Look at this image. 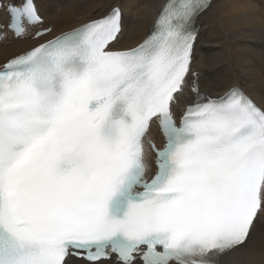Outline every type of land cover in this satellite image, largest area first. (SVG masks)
<instances>
[{"label": "snow or ice", "instance_id": "1", "mask_svg": "<svg viewBox=\"0 0 264 264\" xmlns=\"http://www.w3.org/2000/svg\"><path fill=\"white\" fill-rule=\"evenodd\" d=\"M210 3L165 0L124 50L113 7L0 65V264H218L247 243L264 215V106L199 91L194 25ZM7 11L17 37L42 23L36 0Z\"/></svg>", "mask_w": 264, "mask_h": 264}, {"label": "bare ground", "instance_id": "2", "mask_svg": "<svg viewBox=\"0 0 264 264\" xmlns=\"http://www.w3.org/2000/svg\"><path fill=\"white\" fill-rule=\"evenodd\" d=\"M163 3L165 0H36L45 17L42 26L54 25L53 31L36 42L2 43L0 58L4 61L20 54L107 14L113 7L121 9L122 20L116 48L135 47L150 33ZM0 28L7 34L4 23ZM197 28L199 33L194 43L191 71L199 74V91L219 97L232 87H240L264 106V0H213L201 13ZM9 41L5 39V42ZM192 80L189 73L188 85L174 105L176 111L192 101ZM150 136L156 137L154 130ZM69 264L88 263L69 258ZM103 264L109 263L104 261ZM221 264H264V215L255 221L247 243L223 255Z\"/></svg>", "mask_w": 264, "mask_h": 264}]
</instances>
